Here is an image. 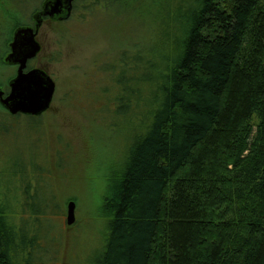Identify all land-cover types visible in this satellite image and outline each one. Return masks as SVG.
I'll return each instance as SVG.
<instances>
[{
  "label": "trees",
  "instance_id": "obj_1",
  "mask_svg": "<svg viewBox=\"0 0 264 264\" xmlns=\"http://www.w3.org/2000/svg\"><path fill=\"white\" fill-rule=\"evenodd\" d=\"M18 1L0 0L8 41L32 24ZM100 1L115 0L73 7ZM134 6L150 11L147 47L118 51L109 68L119 74L126 147L96 197L102 240L86 264H264V0ZM18 117L0 106V129ZM51 196L36 170L0 172V264H42L29 220L62 217Z\"/></svg>",
  "mask_w": 264,
  "mask_h": 264
},
{
  "label": "rangeland",
  "instance_id": "obj_2",
  "mask_svg": "<svg viewBox=\"0 0 264 264\" xmlns=\"http://www.w3.org/2000/svg\"><path fill=\"white\" fill-rule=\"evenodd\" d=\"M115 1H100L95 8L76 2L64 23H44L38 34L42 50L29 66L42 68L54 81L52 105L38 126L20 116L8 118L10 127L0 129V172L29 175L36 170L55 197L52 202L62 207V217L48 213L38 222L29 220L30 227L41 233L40 245L46 252L42 264L89 263L104 226L92 217L98 213L96 197L107 186L104 180L113 167L124 162L126 117L116 114L115 104L122 89L116 83L115 67L111 72L109 68L120 50L144 52L151 15L134 6L142 0L127 5V0L119 5ZM41 2L18 1L23 23L30 22ZM4 23L0 24V56L12 26ZM14 74L15 67L1 66L0 84ZM71 198L77 202L76 223L66 226L64 203Z\"/></svg>",
  "mask_w": 264,
  "mask_h": 264
},
{
  "label": "water",
  "instance_id": "obj_3",
  "mask_svg": "<svg viewBox=\"0 0 264 264\" xmlns=\"http://www.w3.org/2000/svg\"><path fill=\"white\" fill-rule=\"evenodd\" d=\"M73 0H44L40 11L33 15V26H20L12 33L8 44L9 52L3 59L5 65L16 67L15 74L7 83L8 92L0 90V106L12 117L20 115L38 118L51 107L55 83L45 70L38 67L28 68L41 52L36 40L43 18L51 22L66 21L72 13ZM76 205L73 201L66 204L65 224L75 223Z\"/></svg>",
  "mask_w": 264,
  "mask_h": 264
},
{
  "label": "flooded vegetation",
  "instance_id": "obj_4",
  "mask_svg": "<svg viewBox=\"0 0 264 264\" xmlns=\"http://www.w3.org/2000/svg\"><path fill=\"white\" fill-rule=\"evenodd\" d=\"M40 10H38L37 12H35L33 15H35L36 13H38ZM33 15L31 16V22H32V24H30L29 26H33L34 25V21H33ZM64 22V21H63ZM44 23H45V21H44V19H43V22H42V25H41V27L44 25ZM40 27V28H41ZM38 34H39V31H38ZM38 34H37V37H36V40L39 42V40H38ZM39 44H40V46H41V43L39 42ZM41 50H42V46H41ZM36 59V58H35ZM29 67L30 68H32L31 66H29V63H28V68L27 69H29ZM15 70H16V67H15ZM5 92V91H4ZM6 93V92H5Z\"/></svg>",
  "mask_w": 264,
  "mask_h": 264
}]
</instances>
